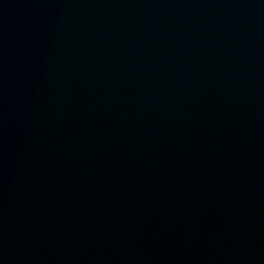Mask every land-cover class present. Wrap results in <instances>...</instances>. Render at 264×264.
I'll return each instance as SVG.
<instances>
[{
  "label": "water",
  "instance_id": "95a60500",
  "mask_svg": "<svg viewBox=\"0 0 264 264\" xmlns=\"http://www.w3.org/2000/svg\"><path fill=\"white\" fill-rule=\"evenodd\" d=\"M0 264H264V0H0Z\"/></svg>",
  "mask_w": 264,
  "mask_h": 264
}]
</instances>
